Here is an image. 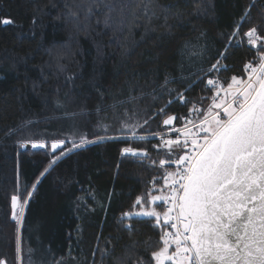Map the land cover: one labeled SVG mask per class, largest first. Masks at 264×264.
Wrapping results in <instances>:
<instances>
[{
	"label": "trees",
	"instance_id": "trees-1",
	"mask_svg": "<svg viewBox=\"0 0 264 264\" xmlns=\"http://www.w3.org/2000/svg\"><path fill=\"white\" fill-rule=\"evenodd\" d=\"M84 2L0 0V19L14 21L0 23V261L5 264H137L141 259L148 264L160 229L153 218L125 219L122 213L137 211L139 206L132 209L136 197L149 192L153 179L161 181L163 170L152 160L162 151L152 147L159 142L152 137L131 144L147 148L149 157L122 155L128 145L118 131L120 121L135 111L138 119L152 117L145 125L152 132H165V115L154 113L173 99L167 89L183 92L185 100L207 97L203 70L227 46L221 61L227 68L218 74L241 75L257 51L242 34L253 26L264 30V0H120L129 21L112 19L108 27L103 24L107 8L86 14ZM142 2L149 15L139 13L133 21L132 10L140 12ZM238 23L241 37L228 44ZM54 47L61 49L59 55L52 54ZM189 108L173 102L165 111L180 117ZM101 119L107 132L97 127ZM81 134L92 142L44 175L50 147L21 148L29 139L69 136L79 142ZM33 184L18 225L11 218V196L25 186L32 191Z\"/></svg>",
	"mask_w": 264,
	"mask_h": 264
},
{
	"label": "snow or ice",
	"instance_id": "snow-or-ice-1",
	"mask_svg": "<svg viewBox=\"0 0 264 264\" xmlns=\"http://www.w3.org/2000/svg\"><path fill=\"white\" fill-rule=\"evenodd\" d=\"M102 6L108 9L103 19V24L108 27L116 9L107 0ZM95 7L100 8L101 4L95 3ZM92 11L93 6L89 5L87 13ZM100 22L97 20L98 24ZM0 23L9 25L14 21L3 18ZM239 29L238 23L228 44L241 37ZM242 35L247 37L248 45L257 49L255 64L249 61L244 66L246 79L233 75L225 82L216 75L227 68L221 62L227 59L226 46L218 53L216 62L203 70L204 76L200 77L206 80V87L213 95L190 101L185 100L183 92L167 89L173 99L154 115H165L162 124L172 126L177 117L168 115L166 108L173 102L185 106L191 104L189 114L180 117L181 128L171 127L164 133L152 132L145 127L152 117L138 119L135 111L126 112L120 121L118 131L128 145L121 149L122 155L141 159L149 157L147 148L131 144L147 142L156 136L159 143L152 147L165 152V158L152 160L163 170L162 185L157 187L155 179L152 181L153 190L159 194L147 192L137 196L132 209L139 206L140 210L122 213L125 219L153 218L155 226L160 229L157 247L151 251L148 264L151 261L155 264H264V30L253 26ZM209 73L214 75L209 76ZM169 82L165 79V85ZM190 87L191 83L185 90ZM97 92L103 98L104 93L99 89ZM205 99L209 101L206 105L203 104ZM116 106L115 103L111 105L113 109ZM95 111L99 114L101 107L97 105ZM97 127L105 132L109 130V125L102 119L98 120ZM171 132L177 133L175 138H170ZM91 142L81 134L79 142L69 136L50 142L29 139L21 143V147L26 148L28 144L34 149L50 147L52 158L49 167L41 173L44 175L62 157ZM66 144L70 147H65ZM57 150L59 154H56ZM166 165L175 166L174 170ZM33 191L35 184L32 191L25 186L24 191H16L11 196V215L18 225L22 223L25 205ZM157 202L163 204L157 205ZM127 227L131 230V225ZM20 245L18 237L17 253L21 251ZM0 264L5 262L0 261ZM137 264L145 262L141 259Z\"/></svg>",
	"mask_w": 264,
	"mask_h": 264
},
{
	"label": "rangeland",
	"instance_id": "rangeland-1",
	"mask_svg": "<svg viewBox=\"0 0 264 264\" xmlns=\"http://www.w3.org/2000/svg\"><path fill=\"white\" fill-rule=\"evenodd\" d=\"M105 2V0H85V4H81L80 5V7H82L83 9H81V10H83V11H85L84 13H86V14H90V13H87V7L89 6V5H92L93 6V9L94 8H96L95 7V3H100L101 4V7H103L102 5H103V3ZM107 2H110V3H112L114 6H115V11L114 12H112V17H113V21L114 20H116V21H118V22H115V23H118V24H125V23H127V21H129V18H127V16H124L123 14L121 15V9H123V10H125L124 9V5H121L120 4V0H107ZM127 2H129V1H127ZM146 2H142V5H141V8H140V12H137L136 10H135V8H133V10H132V13H131V19L133 20V21H135V20H137L138 19V17H139V13L141 14V15H144L145 17L146 16H148L149 15V12H148V9H147V7H146V4H145ZM96 9H98V8H96ZM80 10V13H82V11ZM108 10V9H107ZM108 12V11H107ZM77 17V16H76ZM60 50L61 49H59V47H54L53 48V51H52V54H54V55H59V53H60ZM249 61H247L246 63H248ZM252 62V61H251ZM255 62H256V60L253 62L254 64H255ZM246 63H244V65H243V67H242V74L241 75H236V76H238V77H243V78H247V73L244 71V66H245V64ZM219 75V78L222 80V81H225V82H228L229 80H230V78L233 76V75H228V76H225V75H222V74H218ZM211 95H213V93L211 92V91H209V94H207V97H210ZM199 101V100H198ZM209 103V101L207 100V99H205L204 101H203V104L204 105H206V104H208ZM172 113H169L168 115H171ZM177 115V114H176ZM188 115V114H187ZM187 115H185V116H187ZM180 117H184V116H180ZM180 117H177V120H176V122H180L181 123V120H180ZM164 118H166L165 116L163 117V119ZM173 127H175V128H181L182 127V123L181 124H175V126H173ZM168 129H169V127H167L165 130V132H167L168 131ZM164 133V132H163ZM176 135H177V133H175V132H171L170 133V138H175L176 137ZM156 137H158V136H156ZM159 138V137H158ZM159 143V142H158ZM156 149V148H155ZM158 150V149H157ZM153 151H155V150H153ZM160 152H161V150H160ZM162 152H163V154H162ZM161 152V157H159V159H161V158H165V152L164 151H162ZM157 153V152H156ZM170 169H172V170H174L173 168H170ZM162 183H163V179H162V177H161V181L157 184V187H159V186H161L162 185ZM149 192H152L153 194H159V193H156L154 190H153V187H152V185H151V187H150V190H149ZM140 209H139V207H138V210L137 211H139ZM159 211H163V208L161 209V210H159Z\"/></svg>",
	"mask_w": 264,
	"mask_h": 264
},
{
	"label": "water",
	"instance_id": "water-1",
	"mask_svg": "<svg viewBox=\"0 0 264 264\" xmlns=\"http://www.w3.org/2000/svg\"><path fill=\"white\" fill-rule=\"evenodd\" d=\"M171 115H175L176 117H177V115H176V113H172ZM175 123H176V121L174 122V124L172 125V126H165V127H169V128H171V127H173V126H175ZM164 126V125H163ZM87 144V143H86ZM23 150H26V149H32V150H45V149H47L48 147H46V148H43V149H34V148H32L31 147V144H28V146L25 148V147H21ZM51 151V150H50ZM57 152H59V150H57ZM11 218H12V215H11ZM13 219V218H12Z\"/></svg>",
	"mask_w": 264,
	"mask_h": 264
}]
</instances>
